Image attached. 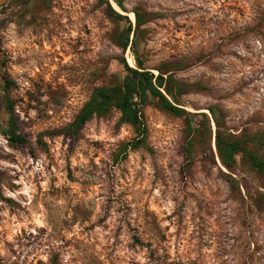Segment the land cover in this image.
<instances>
[{
	"label": "rangeland",
	"instance_id": "obj_1",
	"mask_svg": "<svg viewBox=\"0 0 264 264\" xmlns=\"http://www.w3.org/2000/svg\"><path fill=\"white\" fill-rule=\"evenodd\" d=\"M23 1L0 7V72L29 140L14 145L4 116L0 264H264V173L242 154L222 164L209 109L225 136L264 133V0H108L134 26L140 12L146 68L181 63L185 92L169 98L207 115L215 153L196 143L192 156L185 117L152 96L137 148L124 151L138 134L117 109L76 139L59 132L95 87L124 79L122 57L136 65L120 45L128 23L107 0H31L19 21Z\"/></svg>",
	"mask_w": 264,
	"mask_h": 264
},
{
	"label": "trees",
	"instance_id": "obj_2",
	"mask_svg": "<svg viewBox=\"0 0 264 264\" xmlns=\"http://www.w3.org/2000/svg\"><path fill=\"white\" fill-rule=\"evenodd\" d=\"M12 1V0H11ZM118 4L122 6L120 0ZM106 14L114 20L125 19L128 23L127 28L122 33V41L120 43L123 51L129 47L135 54L136 65H131L126 57L121 58V63L124 65L127 74L121 82L112 85H101L93 89L90 98L83 104L74 120L59 132L70 135L73 139L78 137L83 126L94 116H105L113 109H117L121 116L120 119L124 123L131 124L136 132L137 137L125 144L124 151L128 148H137L145 141L147 133V125L144 119V105L147 103L150 96L157 99L158 104L165 110L177 115L184 116L188 123V139L187 154L192 156L195 144H204L209 148L212 155H215L211 146L212 129L207 115L203 112H190L184 107L174 103L169 96L178 97L185 92L183 84L174 76V69L180 68V62H164L156 69L158 73H154L151 69L145 67V61L139 54L137 42L140 26L143 24V19L138 10H135L136 24L127 15L118 12L110 3L106 1ZM5 6V5H4ZM133 31L134 38L130 41V34ZM174 66L175 68H172ZM6 86L14 84V80L6 75L4 76ZM212 112L213 119L217 125L215 134V144L217 154L222 164L229 170H234L238 154H242L252 168L258 173H264V133L256 131L254 133H243L239 136H225L220 130V120L216 113L215 107H209ZM10 117L8 119V129L6 135L14 145L28 144L29 140L18 132L17 116L14 110V104L10 102L9 106ZM195 116H201L202 119L197 120V125H194L193 119ZM49 133H54L51 131ZM208 143V145H207ZM2 172L0 170V180ZM233 180V179H232Z\"/></svg>",
	"mask_w": 264,
	"mask_h": 264
},
{
	"label": "flooded vegetation",
	"instance_id": "obj_3",
	"mask_svg": "<svg viewBox=\"0 0 264 264\" xmlns=\"http://www.w3.org/2000/svg\"><path fill=\"white\" fill-rule=\"evenodd\" d=\"M22 4H23L22 6L21 5L18 6L20 9L16 12V14H17L16 18L19 21H23L25 19L27 11H28V9L31 6V0H25V1H23ZM4 5H7V3L4 4ZM4 76L5 75H3V73L0 72V126H1V124H3L2 120H3L4 116L8 115L7 118L9 119L10 114H11L10 110H9L10 100L6 96L7 86H6V82H5ZM6 113H8V114H6ZM4 121H5V119H4Z\"/></svg>",
	"mask_w": 264,
	"mask_h": 264
},
{
	"label": "bare ground",
	"instance_id": "obj_4",
	"mask_svg": "<svg viewBox=\"0 0 264 264\" xmlns=\"http://www.w3.org/2000/svg\"><path fill=\"white\" fill-rule=\"evenodd\" d=\"M121 11H123V10H121ZM130 16L132 19H135V14L133 12H130ZM130 61H131V64H134V60L132 58H130Z\"/></svg>",
	"mask_w": 264,
	"mask_h": 264
},
{
	"label": "water",
	"instance_id": "obj_5",
	"mask_svg": "<svg viewBox=\"0 0 264 264\" xmlns=\"http://www.w3.org/2000/svg\"><path fill=\"white\" fill-rule=\"evenodd\" d=\"M11 0H0V7H2L4 4L8 3Z\"/></svg>",
	"mask_w": 264,
	"mask_h": 264
}]
</instances>
